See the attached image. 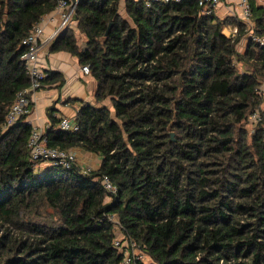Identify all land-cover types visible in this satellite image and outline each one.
<instances>
[{
    "label": "trees",
    "instance_id": "obj_1",
    "mask_svg": "<svg viewBox=\"0 0 264 264\" xmlns=\"http://www.w3.org/2000/svg\"><path fill=\"white\" fill-rule=\"evenodd\" d=\"M250 1L252 28L234 20L228 37L197 0H78L83 45L67 25L49 50L89 66L95 101L78 131L48 108L45 134L99 157L85 173L31 159L32 101L3 127L29 85L22 40L57 0H0V264H120L111 214L154 264H264V44L252 38L264 37V5ZM65 80L49 70L43 83Z\"/></svg>",
    "mask_w": 264,
    "mask_h": 264
},
{
    "label": "built area",
    "instance_id": "obj_2",
    "mask_svg": "<svg viewBox=\"0 0 264 264\" xmlns=\"http://www.w3.org/2000/svg\"><path fill=\"white\" fill-rule=\"evenodd\" d=\"M146 5L150 6L153 2H179L182 0H143ZM198 4L203 7V12L211 14L214 13L215 8L220 4L221 0H197ZM78 0H57V4L52 13L48 14L42 20L35 24L31 30H29L22 43L25 46V53L23 59L25 62V70L29 76V85L23 89H20L14 102L9 108L3 127L16 123L23 115L29 112V105L31 101V94L33 91L40 89L43 85V79L47 76L48 72L44 69L40 61V53L44 44H50V42L61 33V31L71 23L72 15L75 11ZM240 7L239 20L247 27L252 28V6L250 0H239ZM59 20L56 27L51 34L46 35V23L49 21ZM239 33V27L237 24L230 27L226 31V36L234 37ZM249 35L252 32L249 30ZM253 40L256 43L264 44V37L252 35ZM82 71L85 74H90V68L88 65H82ZM252 119H261L258 113H254L251 116ZM32 126V125H31ZM60 127L67 131H78L80 125L76 120H72L69 117H62L60 121ZM45 130L32 126L31 133L28 140V147L30 149L31 159L35 162H49L52 165H61L64 167H70L72 163H80L78 153L74 149H61L58 147L50 146L48 144V138L45 134ZM95 167L86 165L83 167L85 173L92 171ZM103 188L109 198H112L118 193V187L112 182L109 176L104 175L102 178ZM109 220L114 226V245L122 255L120 264H146L145 259L149 257L143 252L136 241H134L120 222L119 218L115 214L109 215Z\"/></svg>",
    "mask_w": 264,
    "mask_h": 264
},
{
    "label": "crops",
    "instance_id": "obj_3",
    "mask_svg": "<svg viewBox=\"0 0 264 264\" xmlns=\"http://www.w3.org/2000/svg\"><path fill=\"white\" fill-rule=\"evenodd\" d=\"M239 0H221L215 8L214 14L224 21L223 33L232 26L234 20H239L240 7ZM257 4H262L257 2ZM59 20H53L46 23V35L51 34ZM231 22V23H230ZM243 39V38H242ZM241 39V40H242ZM40 61L44 69L60 71L64 74L66 80L62 86L48 81L43 83L42 87L31 94V101L34 104L33 110L28 116L32 126L45 130L49 125L48 108H53L55 115L59 118L69 117L76 120V115L84 102H94L96 91V82L90 74H85L76 56L67 51L51 52L49 43L44 44L40 53ZM78 153V160L83 165L95 164L99 166V157L89 152L75 149ZM45 164V162H40Z\"/></svg>",
    "mask_w": 264,
    "mask_h": 264
},
{
    "label": "rangeland",
    "instance_id": "obj_4",
    "mask_svg": "<svg viewBox=\"0 0 264 264\" xmlns=\"http://www.w3.org/2000/svg\"><path fill=\"white\" fill-rule=\"evenodd\" d=\"M257 2H260V3H262V4L264 5V0H257ZM122 3L124 4V0H123ZM122 12H123L124 14H126L124 7H122ZM69 25H70V28L73 29V31H74V33H75L76 38L78 39V41L81 43V45H83V43H84V41H85V37H84V35H83L82 33H80V31L78 30V28H77V22L74 21V20H71V23H70ZM242 38H243V39L240 40V42H239V44H238V49H239L240 51H243V50H244V47H245V46L247 45V43H248V37H247V36H244V37H242ZM251 122H252V121H251ZM247 126H248L249 129H251V128L253 127L252 123H251V124H248ZM45 164L47 165V164H49V162L46 161ZM45 164H41V163H40V164H39V167H43V166H45ZM91 166L95 167V164H94V165L91 164ZM47 216H48V217L51 216V210H48V214H47ZM145 263H146V264H154L153 261H152V259H151L150 257H146V259H145Z\"/></svg>",
    "mask_w": 264,
    "mask_h": 264
}]
</instances>
